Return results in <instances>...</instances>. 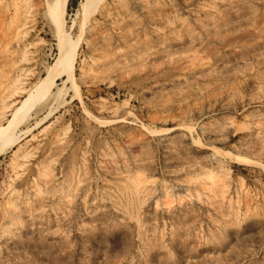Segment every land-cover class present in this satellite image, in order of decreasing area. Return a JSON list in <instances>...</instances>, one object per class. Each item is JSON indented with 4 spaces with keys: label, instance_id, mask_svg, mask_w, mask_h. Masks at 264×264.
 <instances>
[{
    "label": "rangeland",
    "instance_id": "1",
    "mask_svg": "<svg viewBox=\"0 0 264 264\" xmlns=\"http://www.w3.org/2000/svg\"><path fill=\"white\" fill-rule=\"evenodd\" d=\"M70 1L76 87L0 157V264H264V0ZM46 11L0 0V127L56 62Z\"/></svg>",
    "mask_w": 264,
    "mask_h": 264
},
{
    "label": "bare ground",
    "instance_id": "2",
    "mask_svg": "<svg viewBox=\"0 0 264 264\" xmlns=\"http://www.w3.org/2000/svg\"><path fill=\"white\" fill-rule=\"evenodd\" d=\"M69 1L46 0V18L55 33L57 59L54 65L47 70L45 78L31 90L29 96L12 113V118L7 125L0 127V157L8 154L19 139L26 135V133L16 134V130L28 114L29 120L34 111L38 112L54 106L51 99L61 89L57 83L58 80L62 79L61 87L63 88L67 86L76 87L75 63L78 42L72 41L70 35L66 32L64 21Z\"/></svg>",
    "mask_w": 264,
    "mask_h": 264
},
{
    "label": "trees",
    "instance_id": "3",
    "mask_svg": "<svg viewBox=\"0 0 264 264\" xmlns=\"http://www.w3.org/2000/svg\"><path fill=\"white\" fill-rule=\"evenodd\" d=\"M73 5H74V1L71 0V1H70V6H73Z\"/></svg>",
    "mask_w": 264,
    "mask_h": 264
}]
</instances>
